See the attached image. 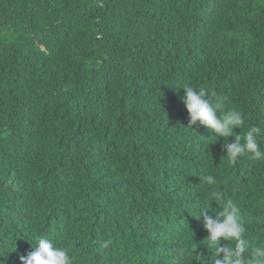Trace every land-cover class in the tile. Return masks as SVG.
Returning <instances> with one entry per match:
<instances>
[{"label":"trees","instance_id":"trees-1","mask_svg":"<svg viewBox=\"0 0 264 264\" xmlns=\"http://www.w3.org/2000/svg\"><path fill=\"white\" fill-rule=\"evenodd\" d=\"M184 85L264 129V0H0V264L41 236L73 264H210L200 209L228 200L264 244V160L188 127Z\"/></svg>","mask_w":264,"mask_h":264},{"label":"clouds","instance_id":"clouds-1","mask_svg":"<svg viewBox=\"0 0 264 264\" xmlns=\"http://www.w3.org/2000/svg\"><path fill=\"white\" fill-rule=\"evenodd\" d=\"M181 89L184 94L180 100L188 113V127L199 125L210 129L218 138L233 137L232 142L224 146L232 163L245 154L264 160V150L259 143L264 141V129L251 126L243 136L238 135L234 129H240L245 122L239 110L228 108L223 100L213 101L205 89L197 90L190 85H184ZM203 180L209 185L216 183L211 175L204 176ZM220 195L212 191V201L216 202ZM211 204L200 209L199 219L207 231L208 248L211 256H214L210 264H264V244L251 246L238 205L228 200L222 211L212 216L209 212H215V209L211 208ZM222 239L228 243L222 245ZM31 246L32 251L19 256L20 264H73V256L69 251L58 246L52 239L41 236ZM201 264H204L203 258Z\"/></svg>","mask_w":264,"mask_h":264}]
</instances>
